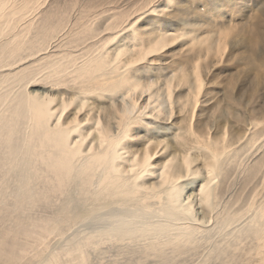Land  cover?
Here are the masks:
<instances>
[{
  "label": "bare ground",
  "instance_id": "obj_1",
  "mask_svg": "<svg viewBox=\"0 0 264 264\" xmlns=\"http://www.w3.org/2000/svg\"><path fill=\"white\" fill-rule=\"evenodd\" d=\"M154 6L141 12L159 13ZM40 9L38 3L0 0V264H24L33 247L40 248L28 264H63V257L67 264H94L92 254L99 249H116L124 259L125 244L139 239L140 264L186 241L208 243L198 264H264V195L258 204L253 196L245 212L227 196L256 151L260 162L249 166L248 179L260 171L264 126L258 131V123L250 122L235 131L233 121L216 118L196 129L193 119L205 88L200 66L193 74L167 76L164 87L145 76L154 66L150 57L178 33L143 31L138 23L144 17L129 16L109 23L108 37L92 23L83 27L101 41L84 53L65 49L77 43L75 34L59 40L62 49L55 53L49 47L63 28L28 36L36 31ZM121 31L133 45L118 40ZM221 41L210 52L218 55ZM39 80L72 90L58 100L56 112V98L30 91ZM186 83L191 93L184 106L176 88ZM176 106L191 118L183 143L172 149L164 140L147 138L141 149L133 146L135 127L151 121L172 125ZM188 186L191 193L185 192ZM96 218L101 221L93 223ZM86 220L93 226L83 229L79 222ZM76 223L81 229L74 233ZM67 229L74 234L61 242ZM52 234L61 243L48 251Z\"/></svg>",
  "mask_w": 264,
  "mask_h": 264
},
{
  "label": "rangeland",
  "instance_id": "obj_2",
  "mask_svg": "<svg viewBox=\"0 0 264 264\" xmlns=\"http://www.w3.org/2000/svg\"><path fill=\"white\" fill-rule=\"evenodd\" d=\"M14 1L19 5L23 3L28 5H32L33 3L34 5L37 3L41 4V9L35 14L37 23L34 26V30L36 31L29 33L28 36H36L37 31L40 30L46 33L49 32V30L52 32L56 28H63L64 32H62V29V31L60 30L59 32L60 38L54 41L49 47L51 52L57 51L55 53H58V51L62 49L59 42L61 43L63 40L66 41L67 38L68 40H72L71 38L79 35L81 32L77 33L79 30H83V32L79 35L80 37L78 36L74 39H77L78 41H76L79 44L80 42L81 44L84 43L83 45L85 47L80 44L79 47H81L79 50L78 44H73V42L68 44L69 46L67 45L65 49L74 46V48L76 47L74 51L78 50L80 51H77L78 53H84L91 45H99L95 44V42H101L99 38L93 37L91 31L86 29L84 31V28H86L88 24L92 23L93 27L98 26L102 29V31L101 29L100 31L108 37L109 32L107 25L111 22L119 21L120 19L123 20L129 16L128 19H134L137 15V18L144 17L143 21L141 20L140 23H138L139 28L143 31L150 32L156 27L158 30L167 31V33H178L177 39H175L171 45L165 47L159 54L150 57L154 66L151 69V74L145 76H152V78L159 81V86L164 87L167 76L174 73L180 75L182 73L193 74L196 70V66H200L201 73L205 80V88L204 96H202L203 103L200 105V109L197 110L193 119L196 124V129L200 130L204 124L216 118L222 120L230 119L233 121L235 131H242L244 128H247L250 122L258 123V131L264 126V0ZM152 2L155 3L154 9L156 8L159 10V13L150 14L149 12H141L143 7L151 5ZM156 15L159 16V18H156ZM64 19H66V21ZM80 25H82V28ZM67 27L68 30L66 29ZM61 32L63 34L66 33L63 35ZM71 32H73L72 35ZM118 34L116 36L123 44L133 45L134 41L128 36H125V31H121ZM73 35L74 37H72ZM8 36H10V34ZM84 37L86 39H84ZM79 38L81 39L80 42ZM85 40H87L86 43ZM221 40L224 41L225 44L221 47L223 49L220 50V53L215 55L213 51L210 52V45L214 46L216 42L219 43ZM57 44H59V46ZM115 48L114 43L111 45L112 52ZM72 50L73 49H71L70 52H73ZM63 52H66V50ZM36 82L37 85L29 86L30 91L41 94L49 93V95L56 98L55 103L52 104L54 112L58 110V108H56L58 100H61L63 98L62 96L68 98L72 94V90L69 91L68 87H64L59 91L57 87L46 84V82L44 83L40 80ZM176 89V93L180 96V101H182L185 106V100L191 93L189 84H181L177 86ZM100 105L106 106L107 102L101 101ZM180 105L181 103L178 106ZM68 113L70 116L74 115L71 111H68ZM53 121H55V118H53ZM190 122V115L185 112L184 109L176 106L175 114L172 118V125L170 123L157 124V122L151 121L148 127L144 128L140 124L135 127L132 131L134 140L133 146L141 149L142 144L146 143L145 139L154 138L157 140H164L174 149L185 141L184 136L186 137L188 135L187 132L190 130ZM179 148H177V151H179ZM160 155L161 153L156 157L157 160L161 158ZM259 157L260 151H256L252 158H250L247 166L239 172L237 175L238 179L236 178V181L232 183L227 194L228 199H230L229 202H235L236 208H240L244 212L248 210L249 201H253V196H255L256 199L257 197L259 198L256 203L258 204L261 202L260 199H262L264 195V163L260 165L262 166L260 171H258L252 179L249 180L247 177L249 175V166L253 163L259 165ZM255 160L257 161L255 162ZM197 163H200V161H197ZM245 178H247V180ZM191 186L187 187L186 193L189 190V193H191L192 189H189ZM260 190H262V192ZM91 221L93 220H86L79 223L80 226L84 224L83 229H85L101 220L99 221V219H97L93 223ZM79 223L75 224L77 226H72V228L76 227L75 229L70 227L74 233L81 229L78 225ZM71 229H67V231H69L67 237H65L66 234L64 236L59 235L61 242H63L65 238L68 239L71 235L73 236L74 233L70 234ZM52 235L49 237L51 240L48 239L49 249L46 247L48 251L61 243L58 236H56L57 238L55 239V234ZM143 242L144 240L139 239L131 245L126 243L123 248V253L121 254V256H124V259L117 257L116 254L118 252L116 249L111 252L105 249H99L93 252L92 261L94 264H140L139 259L137 263L135 249ZM185 244L186 245L180 249H175L171 245L166 251L167 254L162 255V257L167 259L148 256L145 257V259H141L144 261L142 264H198L204 258L208 243H200L199 241L198 243H189V241H186ZM39 248L40 247H33L23 259V263L28 264L32 261V255L36 253ZM47 250H45V252H48ZM45 252L44 254H46ZM130 258H133L134 262H131L129 260ZM66 260L67 258L63 257L61 261L63 264H67Z\"/></svg>",
  "mask_w": 264,
  "mask_h": 264
}]
</instances>
